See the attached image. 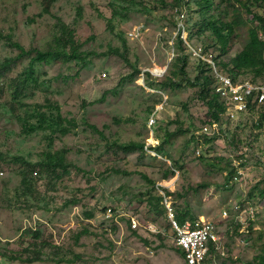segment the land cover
Segmentation results:
<instances>
[{"label":"rangeland","instance_id":"374dc122","mask_svg":"<svg viewBox=\"0 0 264 264\" xmlns=\"http://www.w3.org/2000/svg\"><path fill=\"white\" fill-rule=\"evenodd\" d=\"M43 1L0 0V32L12 35L27 49L47 51L57 33L56 20L61 19L86 43L82 52L89 64L58 60L37 65L38 85L22 96L27 106L13 105L8 83L24 72L30 58L12 64L0 77V264H185L165 202L152 199L151 203V194L168 195L178 215L188 212L190 219L217 225L222 248L209 257L208 264L260 263L264 257V128L257 126L259 115L225 116L208 134L210 109L199 98L198 88L161 85L175 59L179 36L181 21L174 0H135L139 5L129 11L123 0H58L52 15L40 19ZM202 1L186 0L192 10L184 12L188 17L184 25L189 44L203 51L208 46L204 57L212 61L218 55L212 33L198 36L195 27L207 16L199 13ZM212 1L211 16L231 13L228 0ZM253 11L264 15V5L254 6ZM243 19L253 18L244 14ZM135 28H142L143 34L133 40L129 34ZM240 35L224 58L227 62L244 49L245 31ZM123 40L139 72L110 54L113 49L124 50ZM188 54L189 77L195 79L200 61ZM16 56L18 51L0 38V66ZM105 94L104 102L90 104ZM47 99L78 126L67 135L22 133L19 116ZM153 116L156 126L151 124ZM178 127L190 132L174 138L162 153L153 149L160 143L157 136ZM117 141L145 142L146 149L126 153L115 147ZM50 150L66 151L65 160L73 165L68 173L58 177L40 166ZM204 155L224 166L229 162L236 168L235 175L210 167ZM116 169L132 173H115ZM171 169L176 175L165 178ZM202 183L210 186L200 188ZM109 208L114 209L111 216ZM132 218L141 224L136 230ZM25 249L42 252L43 260L10 259Z\"/></svg>","mask_w":264,"mask_h":264},{"label":"trees","instance_id":"16d2710c","mask_svg":"<svg viewBox=\"0 0 264 264\" xmlns=\"http://www.w3.org/2000/svg\"><path fill=\"white\" fill-rule=\"evenodd\" d=\"M57 2L58 0H44L42 2V12L38 15V17L43 19L46 16H51L52 9L57 4ZM123 2L129 5L128 8H125L127 11H129L130 8H134L139 5V3L135 0H123ZM228 3L230 4L231 13L225 12L224 14H219L218 17L210 15L214 8L212 0H204L198 4L199 13L207 16H204L203 20L195 26L198 30L197 35L202 36L207 32L212 33V36L215 40L214 49L218 53V55H215V57L212 56V61L218 71L231 77L235 82H241L245 80H252L253 82L257 83L264 82V39L262 38V34L264 32V15H257L253 11L254 6L264 5V0H228ZM173 6L179 9L181 12H187L188 9L192 10V8H189V4L186 2V0H174ZM244 14H248L253 18L251 19V22L243 19ZM78 15H82L81 9L78 11ZM187 18L188 17L186 15V19ZM110 26L111 29L114 30L115 27L113 26V21L110 22ZM56 30L57 33L55 35L53 45L50 46L47 51L40 49H27L23 44L15 41L12 35H6L3 32H0V38L6 40V42L13 49L18 51V56H16V58L8 60L2 66H0V77L4 74V72L10 69L12 64L25 58H30V63L24 72H22V74H20L16 79H12L8 83V89L12 97L13 105L19 104L20 106H27L26 103L23 102L22 96H24L27 89L32 85H38V80L36 78L37 65L51 64L58 60H64L67 62L79 61L85 66L89 64L86 53L82 52V49L86 43L77 39L76 31L70 26L66 25L61 19L56 20ZM243 30L245 31L247 38L244 49L235 58L227 62L224 60V58L231 54L234 41L236 43V39L241 36L240 33ZM189 38L190 34L188 35V41ZM123 41L125 47L124 50H122V48L113 49L110 54L120 57L127 65L131 66L135 72H139L130 59L129 49L126 41ZM174 50L175 59L171 65L168 76L164 78V80L161 82V85L164 87H171L172 89H180L185 85H188L192 88H198L197 94L199 98L206 102L210 109L211 119L207 125L214 126L215 123L222 122L224 118L226 119L225 116H227L229 105L227 100L216 92L215 85L217 83V78H215L213 65L204 60L198 59V61H200L198 65L199 73L195 79H191L188 73L190 56L189 54L187 55V53L191 54V51L181 38V34H179V36L176 38ZM204 51V56H208V46ZM147 75L149 81L154 82L155 78H152L150 74ZM105 100L106 94L101 99L93 101L90 104L93 105L99 102H104ZM13 105L12 107L14 109L15 107ZM14 110H16V108ZM251 114L259 115L260 118L257 126L260 129L264 128V102L259 103L253 97L249 109L245 113H240L237 118L243 115ZM19 119L22 121L23 125L22 133L27 135L36 133L38 131H50L52 134L59 133L61 135H67L72 131V128H76L78 126L76 121L63 116L61 108L58 104H55L48 99L46 100L45 104L34 105L33 108L29 111H26L23 116H19ZM156 125L157 122L154 126ZM91 127L94 130L99 131L96 126ZM189 132L190 129L184 130L182 127H178L173 131L166 130L163 136H157V139L160 140L159 145L154 148L151 147V149L153 148L154 150H157L158 153H162V148L166 144H169L174 138ZM195 138L196 137H194V140ZM114 145L117 149L126 153H132L137 150L144 151L146 149L145 142L117 141L114 143ZM65 155V150L55 152L50 150L44 154V158L40 160L39 164L43 169L49 170L60 177V175L68 173L69 169L73 166L72 164L66 162ZM202 159L214 169H219L222 172L230 171L232 177L236 173V168L231 166L229 162H225L226 165L224 166L217 160H211L205 155L202 157ZM175 164L183 168V166L180 165V162ZM58 169H61L62 173H57ZM115 173H124L129 175L132 172L116 169ZM140 174L148 182L154 183V181L151 180L148 175L144 173ZM175 175L176 171L171 169L165 173V178H171ZM209 186L210 183H202L199 187L208 188ZM168 193L171 194L172 192L167 190V194ZM261 196L264 198V191L261 192ZM151 197V203H153L152 199L159 200L163 203L165 202V195L151 194ZM164 205V209L167 211L166 204ZM176 216L180 222L190 219L188 212L181 215H178V212H176ZM39 235L40 234H37L36 237L38 238ZM176 246L177 251L184 258L185 253L183 249L178 245ZM219 251L220 250L216 249V246L212 245L211 251L207 256L205 263L208 264L209 257L214 253H218ZM10 259L13 261H21L23 263H35L43 260L42 252L32 251L30 249H25V253L18 252V255L16 254L15 256H10ZM65 260L66 259L62 258L60 261L66 262ZM72 262L73 261H68V263ZM258 264H264V257L260 258V263Z\"/></svg>","mask_w":264,"mask_h":264},{"label":"built area","instance_id":"2783aa9c","mask_svg":"<svg viewBox=\"0 0 264 264\" xmlns=\"http://www.w3.org/2000/svg\"><path fill=\"white\" fill-rule=\"evenodd\" d=\"M179 15V34L181 38L190 48L193 57L204 60L213 65L215 78L217 83L215 85L216 92L222 95L229 105L227 117L237 118L240 113H245L252 102L254 97L259 103L264 102V82H253L252 80H245L241 82H235L231 77L224 75L218 71L213 61L204 57L202 47H193L188 42V33L184 21L186 14L177 9ZM183 22V23H182ZM143 34L142 28H135L132 33L129 34L133 40L139 39ZM264 39V32L262 34ZM152 125L156 123L154 116L152 117ZM220 123H215L214 126H206L205 132L208 134L213 133V128H216ZM165 194V193H164ZM165 194V204L167 207L170 226L174 233V241L176 245L181 247L185 253L184 260L186 264H206V258L211 251L212 245L216 246L217 250H221V236L217 225L211 220H186L180 222L176 216V207L174 203ZM114 209H108V215L111 216ZM133 229H137L141 226L140 222L132 218L131 219Z\"/></svg>","mask_w":264,"mask_h":264},{"label":"bare ground","instance_id":"6f19581e","mask_svg":"<svg viewBox=\"0 0 264 264\" xmlns=\"http://www.w3.org/2000/svg\"><path fill=\"white\" fill-rule=\"evenodd\" d=\"M170 184H172V185H173V183H170Z\"/></svg>","mask_w":264,"mask_h":264}]
</instances>
